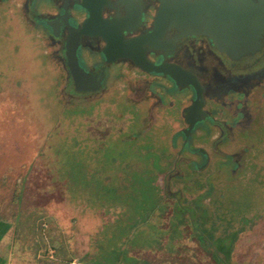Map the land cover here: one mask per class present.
Masks as SVG:
<instances>
[{
    "label": "rangeland",
    "instance_id": "1",
    "mask_svg": "<svg viewBox=\"0 0 264 264\" xmlns=\"http://www.w3.org/2000/svg\"><path fill=\"white\" fill-rule=\"evenodd\" d=\"M25 3L0 2V220L14 227L15 264H264V78L214 89L213 68L202 71L224 127L193 135L204 169L186 152L167 178L185 123L141 115L154 77L123 63L101 96H69L57 47L25 24ZM84 57L91 68L98 58Z\"/></svg>",
    "mask_w": 264,
    "mask_h": 264
},
{
    "label": "water",
    "instance_id": "2",
    "mask_svg": "<svg viewBox=\"0 0 264 264\" xmlns=\"http://www.w3.org/2000/svg\"><path fill=\"white\" fill-rule=\"evenodd\" d=\"M156 1L159 2V6L151 18L150 32L134 34L145 25L139 0L126 3V14L121 15L118 12L112 17L109 15L113 10H120V3L114 4L111 0H77L70 13L67 12L63 19L56 18L53 22L55 29L60 31L64 27L67 30L63 50L59 51L57 47L53 54L57 61H65L66 68H64L69 75L67 83L69 96L81 99L101 96L109 80L118 73L117 66L123 63H128V66H132L142 74H158L171 79L183 94L193 91V100L176 112L178 120L183 119L185 127L179 129L171 140L172 148L178 149V159L173 171L168 173L167 177L171 178L180 167L181 156L186 152L199 155L203 159L200 169L205 168L208 160L207 153L203 149L194 147L193 135L197 130L205 127V122L210 121L222 129L224 123L215 121L207 110L206 84L203 80H200L192 68H188L186 64L168 61V55L177 52L176 48L180 40L191 36L210 39L215 50L234 63L263 54L264 0ZM25 4V24L30 23L37 31L40 29L50 41L47 35L50 27L54 25L45 19L55 18L57 10L54 8L56 13L53 15H42L33 4L29 2ZM81 9L86 11L85 19L82 21ZM34 12L39 13L43 20L36 23L32 17ZM106 12L108 16L105 15ZM172 31H176L179 35L171 34ZM53 36H55L54 33ZM90 40L98 43V50L88 47ZM86 51L96 55L98 57L96 60L104 58L107 61V67L101 70H89L87 59L84 57ZM158 53L164 54V61H157L156 57L154 59L151 56ZM108 65H111L112 69ZM114 67L116 69L113 74ZM258 67L263 69L264 62ZM243 73L245 72H242L240 76H254L249 72ZM154 88L152 85L150 90L152 92L155 90L157 96L161 97V93H157L158 90ZM144 108L141 110H145ZM184 108H186L185 118L184 114L180 113ZM141 115L146 119L144 111ZM161 116H163L164 124L169 127L178 123V120L175 123L171 119L173 116L157 105H150L149 119L154 122ZM152 130L150 129L149 133ZM188 161L192 164L196 163L194 160Z\"/></svg>",
    "mask_w": 264,
    "mask_h": 264
},
{
    "label": "flooded vegetation",
    "instance_id": "3",
    "mask_svg": "<svg viewBox=\"0 0 264 264\" xmlns=\"http://www.w3.org/2000/svg\"><path fill=\"white\" fill-rule=\"evenodd\" d=\"M76 1L77 0H26V3L29 2L30 4H33L34 8L37 10H38V7L44 3L55 8L57 10L56 17L55 18L47 17V19H45L48 22H51L53 24L56 18L63 19L65 15L67 14V12L70 13V10L71 9L73 10ZM132 1L133 0H126V1L125 0H111V2L114 4L120 3L119 4L120 10L119 11L113 10L109 16L110 17L116 16L118 12L121 15L126 14L127 12L126 3H130ZM121 3H125V4H121ZM158 6H159V2L156 0H139V8L141 9V14L143 15V21L145 25L142 26L134 34H142L145 32H150V29H149L150 21H151V18L154 16ZM85 12L86 11L81 9V21L85 19V16H86ZM105 15L108 16V13L106 12ZM32 17H34V19L36 20V23L37 21L43 20L41 15L36 12L33 13ZM71 23L74 24V22L72 21ZM53 25L54 27L53 26L50 27L49 29L50 32L47 36L50 38L51 45L53 47H58V50L62 51L64 48V42H63L64 36L67 30L64 27H62L61 30L59 31L58 29H55V24ZM53 33L55 34V36H53ZM171 34L177 35V36L179 35L176 31H172ZM88 44H89L88 47L91 49H96V50L99 49L98 43H96L93 40H90ZM176 49H177V52L172 53L171 55H168V61L186 64L188 68H192V70L197 74L200 80H203V74H201L202 71L207 70V68H213V72L209 76L211 78V81L214 83L213 85L214 89H218L219 86H221V88L222 87L225 88L226 86H230V85H240L238 83H240V79H241L240 75H242L241 74L242 72H245V73L249 72L250 74L251 73L254 74V76H250V77L248 76L251 79V80L248 79V81L249 82L254 81L253 84H256L258 81L264 78V71H263L264 67L263 69L259 68L260 66L257 68L258 65H261V63L264 62V52L263 54H259L255 56L254 58H249L250 60L243 59L239 62L234 63L230 61L226 56L219 54L213 47V42L210 39L202 38L198 36H191V37L183 38L182 40H180V43ZM163 55H164L163 53H158V54H152L151 56L154 59L156 57L157 61L162 62L165 60ZM207 60H210L213 63L211 67H209V65L206 66L205 62ZM60 62H62L63 66L66 68L65 61L63 60ZM108 66L109 68H111L110 67L111 65H108ZM106 67H107V61L102 57L100 60H95V63L92 68H89V66H87L89 70H101ZM236 71H238V73ZM67 75H68V72H67ZM148 76L154 77V79H152V81L148 80L147 83H145L146 90L148 89L149 91H151L150 89H152V85L156 84V85L161 86L160 89L162 92V93L160 92L161 97L157 96L154 92L150 94L149 99L153 98L156 100V103L152 105H157V107L161 108L162 110L164 111L166 110L167 114L173 116L171 117V119L176 123V121L179 119V117L176 114L177 105L178 103L180 104L181 98L184 96L183 92L179 88L176 87L175 83L171 79L164 77L163 75L149 74ZM67 78L69 81V75ZM225 80L226 81L228 80V83L230 85L227 82L225 83ZM205 88H206L205 93L208 94V91L210 88L208 87V85H206ZM191 93H192V96L190 97V102L194 98L193 91ZM149 99L148 98L146 99L147 104H148ZM172 101L174 102V104ZM167 106H173V107L171 108ZM144 109L145 110L143 111L145 115H148L150 106ZM185 110L186 108L180 111V113L182 112V115L184 114V118H185ZM14 209H16V207H14ZM3 221L6 222L7 225H9V227H11V236L15 237V230L12 224L5 220ZM15 243H16V239H15Z\"/></svg>",
    "mask_w": 264,
    "mask_h": 264
},
{
    "label": "crops",
    "instance_id": "4",
    "mask_svg": "<svg viewBox=\"0 0 264 264\" xmlns=\"http://www.w3.org/2000/svg\"><path fill=\"white\" fill-rule=\"evenodd\" d=\"M0 210H3V207H0ZM15 249L16 243L11 236V227L0 220V264H15Z\"/></svg>",
    "mask_w": 264,
    "mask_h": 264
}]
</instances>
